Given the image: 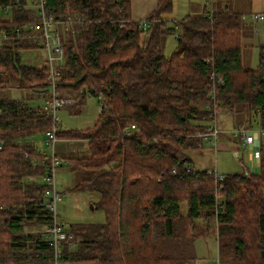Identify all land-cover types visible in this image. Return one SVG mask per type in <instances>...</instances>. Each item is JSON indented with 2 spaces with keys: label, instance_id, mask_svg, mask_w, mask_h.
I'll return each mask as SVG.
<instances>
[{
  "label": "trees",
  "instance_id": "obj_1",
  "mask_svg": "<svg viewBox=\"0 0 264 264\" xmlns=\"http://www.w3.org/2000/svg\"><path fill=\"white\" fill-rule=\"evenodd\" d=\"M44 1L55 21L80 17L65 26L55 98L75 115L84 99L100 98L99 113L85 129L55 126L56 141L83 140L89 152L57 160L36 148L53 129L48 109L32 99H0V264L56 261L53 247L41 241L53 223L44 178L62 161L93 172L75 189L97 194L94 207L105 221L68 226L72 245L61 244L60 263L190 264L196 239L213 232L219 264H264L263 142L257 174L226 175L220 183L209 170L193 169L185 154L200 145L213 127L206 123L219 114L245 128L264 127V44L255 68L245 69L248 29L232 0H210L218 9L176 20L170 18L173 0H156L141 22L132 20L130 0ZM16 4L0 0V90L41 92L45 103L47 68L27 66L20 57L39 46L16 37L37 18ZM6 6L9 14L1 10ZM166 36L176 41L168 57L162 53ZM212 74L222 83L209 99ZM216 194L223 215L215 209Z\"/></svg>",
  "mask_w": 264,
  "mask_h": 264
},
{
  "label": "rangeland",
  "instance_id": "obj_2",
  "mask_svg": "<svg viewBox=\"0 0 264 264\" xmlns=\"http://www.w3.org/2000/svg\"><path fill=\"white\" fill-rule=\"evenodd\" d=\"M249 5L250 3L248 0H232L231 8L235 13H239L243 17L247 18L245 21L250 23V17L248 15L252 13L264 12V0H253L251 10H249ZM218 7V2L214 1L211 3L210 0H173V13L170 18L175 20L182 19L186 14L190 16L197 15L196 17H200L203 14V9H218ZM253 32H256L255 34L258 33V38L257 35H255L256 47L247 46L245 42L242 49V65L245 69L255 68L259 59L258 46L260 44H264V25H262V23L254 24ZM28 41L34 40L29 39ZM35 41L37 42L39 48L23 51L20 54V57L22 63L27 66L40 67L43 64L45 65L46 56L45 52L41 48L40 41ZM175 47L176 41L172 36L164 37L162 53L165 57L170 56ZM75 95L77 94L73 93L72 96L68 95V98H72ZM78 95H80V93H78ZM43 96L44 94L41 92L8 89L0 90V99L19 100L26 98L35 101L33 104L40 103L41 106H45L44 99L42 98ZM48 100H51L50 97ZM100 100V98L93 97L84 99L81 112L76 115L72 113L71 109L67 107L63 108L67 102H65L64 105H61V99L55 100V102L58 103V106L55 109H57L56 116L59 119L60 128H66L67 130H81L91 126L97 119ZM49 109H51V106H49ZM214 122L220 132L216 140L210 144V139H200L201 145L185 152L186 156L190 159L192 168L195 170L216 171L222 176L241 174L244 173L245 170L250 171L251 169H255V174H257L259 172V161H254V158L250 154V151H252L253 148L241 146L240 144H233V140L230 136V129L234 126L240 125L237 124L236 118L222 113L216 117V120L207 122L206 125L214 127ZM43 146L40 143L38 151L52 156L51 151ZM92 175L93 172L80 169L76 166L70 165L69 163L62 162V165L59 163L55 164L54 183L57 191L61 194V200L56 206V217L57 222L62 224L65 227V230H67L68 226L74 224H101L105 221L104 212L101 209H96L94 207V204L98 201L97 194L90 191H78L75 189L77 184L88 180L92 177ZM38 182L42 183L41 180H38ZM186 210L187 207L184 203L182 204L181 211L182 213H186ZM213 228L214 227H211L210 230L214 231ZM211 234L214 235L213 232ZM71 239L67 238L63 244H68L71 247ZM162 249H165L164 246ZM208 251L209 250L205 247H197L196 252L194 246L192 249L193 256L204 253L208 254L210 252ZM54 264L63 263L56 260ZM220 264H228V262L221 259Z\"/></svg>",
  "mask_w": 264,
  "mask_h": 264
},
{
  "label": "built area",
  "instance_id": "obj_3",
  "mask_svg": "<svg viewBox=\"0 0 264 264\" xmlns=\"http://www.w3.org/2000/svg\"><path fill=\"white\" fill-rule=\"evenodd\" d=\"M18 9L22 10H31L37 18V22L29 23L23 27V31L19 32L17 30V38L25 40H39L42 50L45 52V67L47 68L49 80H50V99L45 102V107L48 109V113L52 117L53 129L51 132L47 133L46 136V146L52 147L56 142L55 126L59 124V119L56 116L55 109L58 106L57 100L55 98V77L57 75V69L64 62V30L65 26L71 21L79 20V15L68 18V22L64 23L63 21H55L51 16L47 14L46 4L44 0H25L21 5L19 0H16ZM4 14L10 13V7L6 6L1 9ZM250 25L254 30V24L263 23L264 24V13H252L249 15ZM24 32V33H23ZM211 84L206 90V96L209 99L214 98V87L222 83V79L215 74H212ZM54 101V102H53ZM53 102V103H51ZM51 104V105H50ZM61 105H64V101H60ZM51 106V109H49ZM230 136L235 142V144H240L241 146H246L248 148H253L250 151L251 156L254 158V161L260 160V144L264 140V127L257 126L251 128H245L241 125H237L230 129ZM219 130L217 129L215 123L214 127L210 132L201 135L200 139H210L209 143H213L216 140ZM201 145V143H200ZM56 162L52 163L51 168L47 172V175L44 178V184L46 186L44 197L46 198L45 206L50 212L53 223L50 228L41 234V241H44L50 244L54 250V259L57 260L61 254V244L66 241L67 238H72L71 235L67 233L64 226L57 222L56 217V206L57 203L61 200V194L57 191L54 183V169ZM175 173V171H172ZM209 174H212L217 183L223 181L224 176L218 174L216 171L209 170ZM245 175L255 174V169L250 171L245 170ZM215 209L217 212H220L223 215L224 206L221 196L216 194L215 198Z\"/></svg>",
  "mask_w": 264,
  "mask_h": 264
},
{
  "label": "crops",
  "instance_id": "obj_4",
  "mask_svg": "<svg viewBox=\"0 0 264 264\" xmlns=\"http://www.w3.org/2000/svg\"><path fill=\"white\" fill-rule=\"evenodd\" d=\"M249 10H251L252 2L253 0H248ZM131 5V18L134 21H145L146 18L149 16V14L155 9L156 7V0H130ZM264 13V12H262ZM187 15V14H186ZM184 15V17L186 16ZM249 16V15H248ZM244 21L247 19L243 17ZM247 26V31L245 32V38L244 41L246 42L247 46L250 47H256L255 45V34L256 32H253V29H250L247 25L248 21L244 22ZM250 24V23H249ZM258 24V23H257ZM261 24V23H259ZM262 25H264L262 23ZM263 36V34H262ZM258 38V35H257ZM94 122L92 123V125ZM91 125V126H92ZM216 125V124H215ZM90 127V126H89ZM88 128V127H86ZM64 130H67L66 128H62ZM46 136H42L37 142H36V148L38 149L39 144L41 143L43 147L51 151V157L62 160L64 158H86L89 155L88 149H87V143L83 140H58L55 142V144L52 147L45 146ZM58 143V145H57ZM234 145L235 142H233ZM66 145V147H65ZM47 154V153H45ZM63 162V161H62ZM62 162L59 163L62 165ZM64 163V162H63ZM199 222V226L204 228L201 221ZM195 252L197 247H205L209 251L208 254L204 253L201 255L195 256V259L190 262V264H219L218 260V248H217V242L215 239V236L212 234H208L206 237H202L199 239H196L194 242ZM216 252H215V250Z\"/></svg>",
  "mask_w": 264,
  "mask_h": 264
},
{
  "label": "bare ground",
  "instance_id": "obj_5",
  "mask_svg": "<svg viewBox=\"0 0 264 264\" xmlns=\"http://www.w3.org/2000/svg\"><path fill=\"white\" fill-rule=\"evenodd\" d=\"M72 22V21H71Z\"/></svg>",
  "mask_w": 264,
  "mask_h": 264
}]
</instances>
